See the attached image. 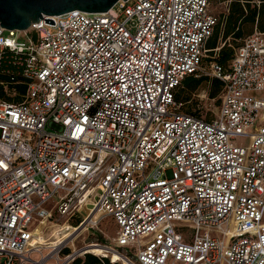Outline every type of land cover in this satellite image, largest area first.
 <instances>
[{"label":"built area","instance_id":"built-area-1","mask_svg":"<svg viewBox=\"0 0 264 264\" xmlns=\"http://www.w3.org/2000/svg\"><path fill=\"white\" fill-rule=\"evenodd\" d=\"M208 1L119 0L0 28V68L25 84L20 101L0 96V264H69L85 252H61L81 231L34 259L35 225L78 216L87 230L103 215L112 246L87 244L129 264H264V33L226 72L202 69ZM202 70L224 83L210 117L175 98Z\"/></svg>","mask_w":264,"mask_h":264},{"label":"trees","instance_id":"trees-1","mask_svg":"<svg viewBox=\"0 0 264 264\" xmlns=\"http://www.w3.org/2000/svg\"><path fill=\"white\" fill-rule=\"evenodd\" d=\"M212 0L208 1V6ZM215 3H224L225 10L221 11L217 16H214L216 23L213 26L211 35L204 43V54L201 60V65L210 68L211 65L219 66L224 72L229 70L230 63L235 56L237 49L242 45L243 41L251 35L255 30L264 33V0H213ZM12 62H5L0 68V96L10 102H17L23 98L25 93V84H13L11 78L17 73L16 67ZM10 68L11 70H4ZM20 78V77H19ZM5 84H8L6 90ZM201 84L207 85L208 96L214 98L222 93L224 83L219 78L200 73L198 75L188 74L184 77L181 84L175 91V98L183 103V110L194 113L185 101L190 99L191 92L196 90ZM16 92L17 95L13 98L8 96V93ZM72 224L77 225L81 217L74 216L71 218ZM92 242V241H88ZM90 251L76 256L69 264H116L111 263L108 257L99 256L106 255L108 251L109 257L113 261H121L120 255L111 249L108 251L104 248ZM78 251V250H77ZM76 251V252H77ZM92 251H95L92 253ZM68 248H64L61 254L69 253ZM97 254V255H96ZM115 256H114V255Z\"/></svg>","mask_w":264,"mask_h":264},{"label":"rangeland","instance_id":"rangeland-1","mask_svg":"<svg viewBox=\"0 0 264 264\" xmlns=\"http://www.w3.org/2000/svg\"><path fill=\"white\" fill-rule=\"evenodd\" d=\"M226 5L224 3H215L213 0L210 2L208 6V11L217 16L221 11L225 10ZM49 32L52 31L48 29ZM202 69L207 70L206 67L202 66ZM203 73L205 72L202 70ZM259 97L264 98V91L255 93ZM221 101V94L218 96L211 98L208 96L207 85L201 84L196 90L191 92L190 99L186 102V105L190 107L192 111L197 112L198 114H202L206 117L213 116L219 108ZM264 116V111H260V119ZM237 143H241L242 145H246L248 143V139L246 137H238L236 139ZM48 206V205H47ZM93 205H87V209H90ZM81 216H85L87 212L80 210L79 212ZM99 214V212L97 213ZM95 215L94 219L97 217ZM73 218V217H71ZM70 219H60L58 222L53 219H45L40 223H37L34 227L35 236L31 242V248L41 247L42 249L38 253L34 250H29L27 253L34 259H38L41 255L46 254L49 249H46L48 246L52 245L63 236H65L68 232L69 227H76L77 225L72 224V220ZM102 231V232H100ZM117 236V227L113 221V219L108 215H103L97 222V227L88 228L87 230H81L79 234L75 237L71 238L68 241V245L65 248H68L70 253L74 251H82L84 248H94V244H87L88 241H101L103 244L111 247L112 246V238ZM106 246L99 245V248H104ZM107 248V247H106ZM110 249V248H109ZM77 251V252H78ZM108 251V250H107ZM107 253V252H106ZM109 255V253H107ZM123 259V258H122ZM53 261H49V264H52ZM123 264H129L125 259H123ZM120 261L116 262V264H122Z\"/></svg>","mask_w":264,"mask_h":264},{"label":"water","instance_id":"water-1","mask_svg":"<svg viewBox=\"0 0 264 264\" xmlns=\"http://www.w3.org/2000/svg\"><path fill=\"white\" fill-rule=\"evenodd\" d=\"M119 0H0V28L27 30L31 24L43 20L54 25L51 18L72 11L103 13ZM125 1V0H123ZM83 252H88L84 250Z\"/></svg>","mask_w":264,"mask_h":264},{"label":"bare ground","instance_id":"bare-ground-1","mask_svg":"<svg viewBox=\"0 0 264 264\" xmlns=\"http://www.w3.org/2000/svg\"><path fill=\"white\" fill-rule=\"evenodd\" d=\"M87 210H89V209H87ZM99 211H97L96 213H95V215L98 213ZM95 215H94V217H95ZM90 217V216H89ZM93 217V218H94ZM92 218V219H93ZM89 219V218H88ZM87 219V220H88ZM81 230H84V228L81 226L80 228H77V227H69V229H68V232H67V234L65 235V236H63L61 239H59L58 241H56L55 243H53L52 245H50V246H48L46 249H50V252L49 253H52V251L54 252L55 250L54 249H56L57 247H58V245L60 244V243H62L63 241H65L74 231H81ZM32 242V241H31ZM91 244H94V243H91ZM88 245V244H87ZM86 245V246H87ZM31 249H35V251H39V250H41L42 248L41 247H36V248H31ZM88 249H90V250H97V249H99V245H95V247L94 248H88ZM105 250H109V247H105ZM93 253L95 252V251H92ZM117 253V252H116ZM51 254H49V256H50ZM98 255H100V253H98ZM114 255V254H113ZM117 255H119L118 253H117ZM115 256V255H114ZM46 262H47V260H46Z\"/></svg>","mask_w":264,"mask_h":264},{"label":"crops","instance_id":"crops-1","mask_svg":"<svg viewBox=\"0 0 264 264\" xmlns=\"http://www.w3.org/2000/svg\"><path fill=\"white\" fill-rule=\"evenodd\" d=\"M95 245H99V244H95ZM114 251V250H113ZM116 252V251H115ZM121 262V261H120ZM122 263V262H121ZM123 264V263H122Z\"/></svg>","mask_w":264,"mask_h":264}]
</instances>
